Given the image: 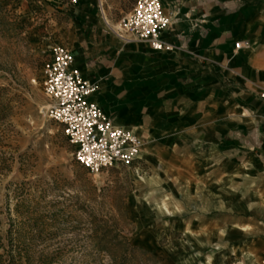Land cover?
<instances>
[{"label": "rangeland", "instance_id": "obj_1", "mask_svg": "<svg viewBox=\"0 0 264 264\" xmlns=\"http://www.w3.org/2000/svg\"><path fill=\"white\" fill-rule=\"evenodd\" d=\"M134 1L107 0L111 27ZM73 5L0 0V264H264V252L234 247L239 230L264 236L260 172L202 202L152 145L131 166L96 172L75 160L41 112L42 65L53 44L70 47Z\"/></svg>", "mask_w": 264, "mask_h": 264}, {"label": "crops", "instance_id": "obj_2", "mask_svg": "<svg viewBox=\"0 0 264 264\" xmlns=\"http://www.w3.org/2000/svg\"><path fill=\"white\" fill-rule=\"evenodd\" d=\"M160 1L171 18L160 37L171 50L118 37L98 0L74 3L69 48L82 77L97 85L91 98L143 138L141 152L151 145L168 152L184 169L192 199L217 201L225 184L252 171L264 180V0ZM244 201L233 200L238 216L246 208L234 205ZM236 246L263 253L264 236L239 230Z\"/></svg>", "mask_w": 264, "mask_h": 264}, {"label": "built area", "instance_id": "obj_3", "mask_svg": "<svg viewBox=\"0 0 264 264\" xmlns=\"http://www.w3.org/2000/svg\"><path fill=\"white\" fill-rule=\"evenodd\" d=\"M77 1L69 0L70 3ZM97 8L105 24L118 37L146 43L156 51L172 49L160 37L171 23L160 0H135L129 13L118 20L117 28L107 21L102 0H98ZM241 44L236 42L235 48ZM41 73L47 98L41 112L62 126L68 142L75 148V160L79 164L97 172L117 164L131 166L140 159L143 138L129 128L116 125L91 98L97 85L82 77L70 48L62 44L50 46ZM259 96L264 98V86Z\"/></svg>", "mask_w": 264, "mask_h": 264}, {"label": "bare ground", "instance_id": "obj_4", "mask_svg": "<svg viewBox=\"0 0 264 264\" xmlns=\"http://www.w3.org/2000/svg\"><path fill=\"white\" fill-rule=\"evenodd\" d=\"M106 19H107V21L109 22V20H108V18L106 17ZM110 24V23H109ZM117 25V27H118V24H116ZM117 27H115V28H117ZM242 45V44H241ZM141 154V153H140Z\"/></svg>", "mask_w": 264, "mask_h": 264}]
</instances>
